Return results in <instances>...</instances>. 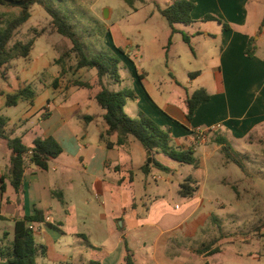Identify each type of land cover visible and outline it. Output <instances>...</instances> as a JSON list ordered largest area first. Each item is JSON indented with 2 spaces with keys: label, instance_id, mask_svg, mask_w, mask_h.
I'll list each match as a JSON object with an SVG mask.
<instances>
[{
  "label": "crops",
  "instance_id": "obj_1",
  "mask_svg": "<svg viewBox=\"0 0 264 264\" xmlns=\"http://www.w3.org/2000/svg\"><path fill=\"white\" fill-rule=\"evenodd\" d=\"M191 1L196 5L192 14L196 21L208 12L217 13L214 7L204 5L208 0ZM3 7L5 6L0 4V24L5 16L13 15ZM223 13L225 23L229 24L230 28L226 30L219 23L224 42L220 48L219 62L207 67L206 70L198 67L195 72L199 75L195 77H191L194 72H188L187 86L183 87L186 94L179 95V101L161 103L155 100L147 72L136 69L135 74L133 73L135 78L132 80V87L138 97L136 100H129L125 107V112L132 118L138 117L139 112L142 111L161 127H170L173 144L176 147L194 150L198 159L196 166L181 165L176 161L171 162L174 160L163 154H155V159L168 170L152 168L146 174L143 172V167L152 157L140 142L132 137L127 147L109 149L106 142L100 138L107 126L103 116L104 111L89 110V107L94 105V101L97 103L95 96L99 89L81 88L87 90L83 104H71L70 94L76 87L70 86L68 81L73 73L60 77L59 66H51L53 61L42 58L41 61L45 62L43 68L53 69L49 74L51 79L43 83L40 78L44 71L34 72L28 67H23L18 79L19 85L14 92L31 83L34 88L53 90L56 101H51V97L47 96L46 104L41 107L44 110H28L18 123H13L9 118L10 122L6 130L13 132V136H21L27 145H30L36 137L51 136L58 141L63 152L50 161L47 170L35 165L26 167L21 188L17 192L7 178L11 151L6 140L0 138V241L5 233H8V240L13 237L15 220L32 216L36 211H40L44 221L27 222L26 225H41V230L34 233L36 242L46 247V250L38 259L48 257L51 245L58 236L53 234V232L57 233L54 229L66 235L61 222L58 229L52 223L51 206L57 201L63 203L64 210L68 209L69 216L73 215L77 222L79 220L83 222L84 226L75 229L72 233L73 236L82 238L87 243L85 249L89 259L82 256L80 260L84 261L81 264H87L90 260H97L102 264H124L126 246L133 253L135 264H264V220L256 224L254 229L256 237L252 236L251 232L246 235L247 231L243 233L244 235L242 233L220 235L209 242H202L197 248L190 247L186 250L177 243L182 240L181 234L190 236L195 232L199 226L196 215L199 217L205 207L220 202L219 198L216 199L219 194L216 186L208 184L209 166L211 165L213 170H225L229 163H226L220 154V146L216 143V138L218 136L226 138L235 151L243 156L246 166L252 161L250 156L242 153L241 142L246 144L245 147H251L257 142L261 147L264 146V106L258 102V98L264 93V54H259L256 43L255 55L252 57L245 55L247 42L255 31L249 32L243 27L233 29L230 23L232 21L240 26L245 24L244 13L233 15ZM32 16L31 14L30 18ZM107 32L104 35V44L113 46L119 53L122 52L120 54L123 57H126L125 55L129 54L128 47L120 45L117 49L112 42L111 30L108 29ZM174 34L170 27L165 48L176 58L179 57V53L175 51L177 45L185 43L189 46V44L185 42L183 34L181 39H174ZM196 34L205 35L203 31H198ZM188 36L191 43L194 34ZM205 36L210 34L206 33ZM169 39H171L170 45ZM40 58H36L37 64L40 63ZM30 59L29 61H33L32 57ZM124 59L133 64L127 57ZM194 63L196 66L199 65L197 57ZM78 71L82 72L83 69ZM90 72L96 73L94 70ZM208 74L211 78L204 80L207 83L189 93V86ZM55 78H59V85L56 88L52 86ZM121 88L122 83L114 86L117 91ZM197 88H204L211 98L197 106L192 120L189 121L186 99ZM2 94L4 92L0 90V95ZM129 107L132 110H127ZM197 129L205 133V142L197 141ZM28 134L31 135L29 143L26 142ZM252 137H256V142L249 141ZM116 139V136L111 138L113 142ZM237 145H240L241 152L236 149ZM261 151L264 153L263 148ZM197 154H200V157ZM261 155L264 157V154ZM254 168L257 175L253 177L247 166V174L244 175L248 176L250 185L244 189L248 195H251L253 190V194L258 196L257 204L264 206V163ZM183 169H188L185 174L181 173ZM169 171L173 173H168V176L161 174ZM175 175H179L176 182ZM187 178H190L196 186L192 197H183L179 193L180 185ZM160 181L161 186L158 185L156 188L151 186L152 182ZM216 183L217 187L225 184L224 179ZM9 186L14 192L7 195ZM228 187L231 188L229 185ZM235 194L237 197V188ZM93 199L101 202L103 210L100 213L79 215L75 200H85L89 204ZM248 201L251 203L250 199ZM220 207H225L224 201H221ZM48 216L50 221L47 222ZM247 221L250 220H245L244 224ZM211 242H214V245L206 250L204 245ZM225 246L232 249L228 250ZM89 249L93 253L89 254ZM212 249L218 251L212 253ZM198 250L206 251L199 254ZM226 251H229V261L221 258ZM70 258L69 264H73L74 258ZM251 260L256 262L253 263Z\"/></svg>",
  "mask_w": 264,
  "mask_h": 264
},
{
  "label": "rangeland",
  "instance_id": "obj_2",
  "mask_svg": "<svg viewBox=\"0 0 264 264\" xmlns=\"http://www.w3.org/2000/svg\"><path fill=\"white\" fill-rule=\"evenodd\" d=\"M229 3H226L228 2ZM53 7L60 11V14L67 20L78 24V31L83 32L86 35L87 42L94 50L112 51L121 60V75L124 81L122 82L121 90H133L132 80L135 78V70H144L147 72L148 81L151 84V92L153 98L158 102H170L174 103L179 101V95H185L186 82L188 81V72H195L196 69L202 68L206 70L207 67L216 65L219 62V52L223 45L221 38L222 28L217 21L200 22L197 21L192 26L175 25L177 33L174 34V39H181V34H194L191 38V43L186 45L185 43L178 44L176 52L179 53V57L174 58L173 54L167 51V37L170 25L167 20L160 14L159 8H165L170 0H133L134 7L126 0H47ZM205 3V2H203ZM206 7H214L215 12H208L225 22L224 13L227 15H233L234 13L243 12L245 15V24L242 26L237 25L238 23L230 22L233 29H243L255 33L253 38L258 45L259 54H264V0H208L205 4ZM3 6V5H1ZM5 10H9L13 15H17L20 11L19 7H3ZM32 18L20 28L17 32L16 38L18 40L27 41L32 37L30 29L37 28L42 30L48 28L50 23V17L43 9V7L35 5L31 8ZM110 29L112 33V42L117 49L120 45L128 47V55H125L133 64L127 62L126 57H123L119 51L113 46L105 45L104 35L107 30ZM198 31L209 33L210 36H199L196 34ZM108 33V32H107ZM109 34V33H108ZM123 35V36H122ZM173 39V40H174ZM71 47V43L66 38L51 33L50 30L45 31L43 35L37 38L35 42V48L32 51L31 57L28 59H19L11 65L7 70L6 79L0 76V90L4 94L0 95V113L9 117L13 123H18L19 119L28 110H44L42 105L46 104L47 96L51 97V101L54 102L55 94L53 90H44L40 87L34 88L37 92V97L34 105H30L28 102H20L17 106L6 107L5 96L10 93H14V90L18 87V79L21 76L23 67H28L32 71L42 72L48 76L45 80L51 79L49 77L52 68H43L45 63L42 58L48 61H53L52 65H57L61 69L59 64H56L55 60L59 59L62 53ZM137 55V57H133ZM40 58V63H36V58ZM195 57L198 60V66L195 65ZM35 61V62H34ZM69 65V66H68ZM66 67V72L60 77L65 76L67 73H73L70 76L68 83L74 80L82 82H94L97 81L96 73H91L90 70L83 69L78 71L74 66V61H69ZM61 71V70H60ZM95 71V70H94ZM93 72V71H92ZM96 72V71H95ZM73 78V79H71ZM211 75H206L203 79L196 81L189 86V93L196 87L204 85V80L210 79ZM67 88V87H66ZM199 89V88H197ZM196 89V90H197ZM66 92V89L64 90ZM87 90L76 87L74 92L70 94L71 104L80 103L86 95ZM210 93V92H209ZM56 101V100H55ZM258 102L264 106V93L258 98ZM94 105L89 107V110H102L97 103L94 101ZM132 110V108H127ZM31 135L26 136V142L29 143ZM256 137L249 139L251 142H256ZM243 142L236 146V149L243 154L250 156L252 163L247 164L249 172L256 176L255 166H259L264 163V154L261 150L259 142L254 143L251 147H245ZM245 149V150H244ZM200 157V154H197ZM175 162V161H171ZM246 163V161H244ZM220 167L221 164L218 163ZM226 165V164H225ZM228 168L225 170H213L211 165L209 166V186H216L219 194L216 199H220L212 205L205 207L198 218L199 226H197L195 232L190 236L181 234L182 240L178 241L180 247L183 250L191 248H197L202 242H209L215 237L220 235L228 236L234 233H244L246 235L251 232V235H255V227L258 221L264 220V206L257 204V197L251 190V195H248L244 188L249 187V178L238 169V167L229 163ZM189 168V167H186ZM171 170V169H169ZM188 169L181 170V173L185 174ZM168 173L162 172L163 176H168ZM179 178V175L174 176V181ZM224 179L226 186L221 185L217 187V181ZM161 186L162 182H152L151 186L156 188ZM232 185L237 186L238 195L228 187ZM253 186V185H252ZM251 186V187H252ZM220 188V190H219ZM14 192L12 187H8V194ZM251 196V198H249ZM237 199V200H236ZM251 200V203L248 201ZM224 201L225 207L221 208L220 203ZM231 201H235L231 203ZM77 206V213L79 215H86V213L94 214L100 213L103 208L101 202L95 199L91 203L87 204L85 200H75ZM252 204V205H251ZM63 203L54 201L51 208L53 209V224L57 228L59 222L63 225V235L58 230L54 229L58 235L55 242L51 245L50 255L48 257H40L38 259L39 264H69L73 257V264H81L84 260H80L84 256L89 259V255L86 254V245L84 239H78L73 236V231L77 228L83 227L82 221H76L75 216H69L68 209L62 208ZM249 219L244 224V221ZM93 221V220H92ZM94 222V221H93ZM96 225V223H94ZM190 228V227H189ZM58 229V228H57ZM250 230V231H249ZM240 234V235H242ZM244 235V234H243ZM13 237H10L12 241ZM226 247V246H225ZM228 250L232 248L226 247ZM93 253L89 249V254ZM229 251H226L225 255H221L222 259L229 261ZM248 261V259H246ZM235 262L237 259L234 260ZM243 261V260H241ZM240 261V262H241ZM253 263L256 261L251 260Z\"/></svg>",
  "mask_w": 264,
  "mask_h": 264
},
{
  "label": "trees",
  "instance_id": "obj_3",
  "mask_svg": "<svg viewBox=\"0 0 264 264\" xmlns=\"http://www.w3.org/2000/svg\"><path fill=\"white\" fill-rule=\"evenodd\" d=\"M63 1V0H62ZM131 7H134L133 0H126ZM0 4L8 7H18L0 0ZM41 6L50 17L48 28L38 30L30 29L32 37L27 40L15 39L17 32L22 28L31 17L32 6ZM195 3L191 0H170L168 5L159 12L167 20L172 29V33H176L175 25L181 24L191 26L197 21L193 18ZM20 11L17 15L4 17L0 25V76L6 79L7 70L14 61L19 59H28L35 47L38 37L43 35L45 31L50 30L70 41L71 47L68 48L59 59L55 60L56 64L61 66V75L66 72L69 61H74L72 68L76 70L86 69L95 70L96 83L82 82L74 80L70 86L92 89H99L95 96L100 108L104 111V120L106 122V130L100 135V138L106 142L107 148L119 147L125 148L129 145L130 139L133 137L140 142L144 149L152 157V163H148L143 167L146 174L152 168L167 171L168 168L159 163L154 155L163 154L164 156L180 163L181 165H194L198 163L195 152L192 148L183 149L173 144V135L170 127L163 128L158 125L152 118L142 111L138 117L132 118L125 112V107L129 100H136L137 94L133 90H115L114 86L123 82L121 76V60L112 52L105 49H96L93 51L87 42L86 35L78 31V24L67 20L60 11L53 7L47 0H30L25 6L19 7ZM199 21L209 22L217 21L226 30H229V24L223 22L214 15L206 14ZM184 35L186 43L190 44V38ZM171 39H169V45ZM257 50L256 42L250 37L245 49V55L252 57ZM122 53V52H120ZM69 66V65H68ZM199 75L198 72L191 74V77ZM47 74H41L40 81L45 83ZM59 78H55L52 82L54 88L58 87ZM37 92L33 84H27L19 88L14 93L5 96V106H17L20 102L28 101L33 104L37 97ZM211 96L204 88L195 90L186 99L188 113L187 118L192 120L193 114L197 106L208 101ZM10 119L0 113V138L6 140L9 150L11 151L10 168L7 178L10 180L13 188L18 192L21 188L26 167L35 165L43 170L49 168L52 159L62 154L63 149L56 139L53 137H36L30 145H27L21 136H13V132L6 130ZM113 136L117 139L115 142L111 140ZM216 143L220 146L219 152L224 157L226 163L235 164L242 173L247 174V166L243 156L235 151L232 144L224 137L218 136ZM4 182V178H2ZM231 188L236 192V186ZM2 190H4L2 186ZM196 191L194 182L187 178L180 185L179 193L183 197H192ZM44 216L40 211H36L32 216H26L23 219L15 220L13 240L8 241V233L0 241V264H39L37 259L46 250V247L36 242L35 233L27 227V222H43ZM214 242L205 244L206 250L211 249ZM205 250V251H206ZM205 251L198 250L199 254ZM212 253L218 250L212 249ZM87 264H102L97 260H90ZM124 264H135L134 255L126 246V255Z\"/></svg>",
  "mask_w": 264,
  "mask_h": 264
},
{
  "label": "built area",
  "instance_id": "obj_4",
  "mask_svg": "<svg viewBox=\"0 0 264 264\" xmlns=\"http://www.w3.org/2000/svg\"><path fill=\"white\" fill-rule=\"evenodd\" d=\"M197 133V141L198 142H205V133L201 131L200 129L196 130ZM46 221H50V217H46ZM30 230H33L34 232H39L41 230V225H34V224H29L27 226Z\"/></svg>",
  "mask_w": 264,
  "mask_h": 264
},
{
  "label": "water",
  "instance_id": "obj_5",
  "mask_svg": "<svg viewBox=\"0 0 264 264\" xmlns=\"http://www.w3.org/2000/svg\"><path fill=\"white\" fill-rule=\"evenodd\" d=\"M2 1L14 6L22 7L25 6L30 0H2ZM151 162H152V158H149L148 163L150 164Z\"/></svg>",
  "mask_w": 264,
  "mask_h": 264
}]
</instances>
